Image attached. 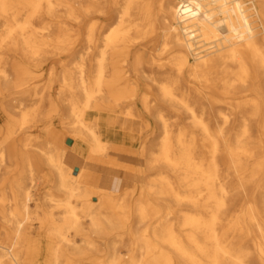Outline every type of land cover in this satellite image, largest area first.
Instances as JSON below:
<instances>
[{
  "label": "bare ground",
  "instance_id": "6f19581e",
  "mask_svg": "<svg viewBox=\"0 0 264 264\" xmlns=\"http://www.w3.org/2000/svg\"><path fill=\"white\" fill-rule=\"evenodd\" d=\"M3 89L0 264H264V0H0Z\"/></svg>",
  "mask_w": 264,
  "mask_h": 264
},
{
  "label": "crops",
  "instance_id": "0c3cea01",
  "mask_svg": "<svg viewBox=\"0 0 264 264\" xmlns=\"http://www.w3.org/2000/svg\"><path fill=\"white\" fill-rule=\"evenodd\" d=\"M142 160L139 154L118 149L110 151L104 162L85 159L80 165L88 171L91 185L118 191L140 180Z\"/></svg>",
  "mask_w": 264,
  "mask_h": 264
},
{
  "label": "rangeland",
  "instance_id": "374dc122",
  "mask_svg": "<svg viewBox=\"0 0 264 264\" xmlns=\"http://www.w3.org/2000/svg\"><path fill=\"white\" fill-rule=\"evenodd\" d=\"M6 67H7V60H6ZM4 96H5V98H4ZM54 119L58 120V118H56V117ZM6 122H7V89H5L3 94L0 95V199L1 198H5L7 200V195L11 196V191L9 189H7V141H6V138H5L6 134H5V131H4ZM51 122H52V120L49 119V118H46L45 120H42L38 124V126L33 130V132L35 134H39L40 133L39 134L40 136H44L45 137L46 135H44L45 133L43 132L44 131V127H46L49 124H51ZM58 129H60V131L63 130L62 128H58ZM58 137H60V135H58ZM118 147H122V146H118ZM1 152H5V154H6L4 161L1 160ZM81 156L82 155H80L78 153L71 152L70 153V158H68L66 160V162H67V164L70 167H73L74 165L82 164ZM141 157L143 159L142 160V165L145 166L146 159H145V157L143 155ZM146 179H147V177H146V173L144 171V172H142L140 180L137 183L143 184L146 181ZM41 184H43V183L41 182ZM39 188H41V185H39ZM38 192H39V194L35 195L34 200H31V202H30L31 206H32V210L36 209V200L38 201L39 196L44 195V194H42L40 192V189H39ZM239 196H240L239 194H236V198L239 197ZM250 198L252 200H256V201L257 200H261L260 199L261 198V194L257 193L256 188H251ZM242 202L243 201H241L240 204H242ZM50 205H53V202H50ZM3 208H5L7 210V201H6V204L3 206ZM178 218L180 219L181 217L178 215ZM0 220H1V222H3L4 219H0ZM248 227L251 230V236L253 238H256L257 234H258L257 229L253 226V224H249ZM129 239H130V237L128 235L124 236V239H123V241L121 243V248L123 250V253L126 252V250H125L126 247L125 246L129 243V241H130ZM77 244H78V246H82L83 245V241L81 239H78V243ZM249 246H250V250L252 252H256L254 247H253L254 246L253 244H250ZM101 247H104V245L101 246Z\"/></svg>",
  "mask_w": 264,
  "mask_h": 264
},
{
  "label": "water",
  "instance_id": "95a60500",
  "mask_svg": "<svg viewBox=\"0 0 264 264\" xmlns=\"http://www.w3.org/2000/svg\"><path fill=\"white\" fill-rule=\"evenodd\" d=\"M73 139H74V136H73V135H70V136H69V140H73ZM78 170H79V168L76 167V168H75V173L78 172Z\"/></svg>",
  "mask_w": 264,
  "mask_h": 264
}]
</instances>
